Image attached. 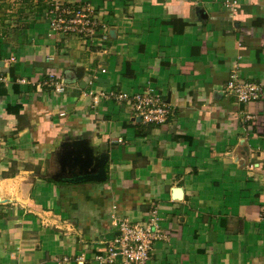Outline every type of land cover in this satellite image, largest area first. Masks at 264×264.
I'll return each instance as SVG.
<instances>
[{
  "label": "crops",
  "instance_id": "crops-1",
  "mask_svg": "<svg viewBox=\"0 0 264 264\" xmlns=\"http://www.w3.org/2000/svg\"><path fill=\"white\" fill-rule=\"evenodd\" d=\"M52 1L0 0V264H106L114 220L153 217L148 264H264V0H61L83 35ZM150 89L164 123L132 109ZM100 158L104 180L64 177Z\"/></svg>",
  "mask_w": 264,
  "mask_h": 264
},
{
  "label": "built area",
  "instance_id": "built-area-1",
  "mask_svg": "<svg viewBox=\"0 0 264 264\" xmlns=\"http://www.w3.org/2000/svg\"><path fill=\"white\" fill-rule=\"evenodd\" d=\"M238 2L229 0L226 6L235 11ZM50 24L54 29L72 32L79 35L94 33L95 19L89 9L71 8L61 0H53L50 8ZM49 81L57 91L62 90L55 83L53 74ZM226 90L232 92L239 101L250 103L260 98L262 86L256 82L242 79L232 73ZM132 109L146 123H164L168 119L169 109L161 95L150 90H141L131 97ZM156 217L143 222H131L127 219H115L117 235L106 248L105 255H97V259L106 264H113L122 258L126 264H148L154 240L159 238Z\"/></svg>",
  "mask_w": 264,
  "mask_h": 264
},
{
  "label": "water",
  "instance_id": "water-1",
  "mask_svg": "<svg viewBox=\"0 0 264 264\" xmlns=\"http://www.w3.org/2000/svg\"><path fill=\"white\" fill-rule=\"evenodd\" d=\"M139 120H141V117H138ZM79 143H75L74 144V147H79ZM79 157H75L74 160L78 161L79 163ZM88 161L90 162L91 161V157L88 159ZM105 161H106V158H100L99 161H98V164L96 165V167L92 170H88L87 169V166H86V169L85 170H80V171H77L76 168L73 167H70V173L69 174H66L64 177L65 178H74V177H90V178H94V179H97V180H104L106 178V170H105ZM71 162V161H70ZM69 162V163H70ZM74 162V161H73ZM73 162L70 164L72 165ZM75 165V164H73ZM176 191V196L177 197H181L182 196V188L181 187H178L175 189Z\"/></svg>",
  "mask_w": 264,
  "mask_h": 264
}]
</instances>
